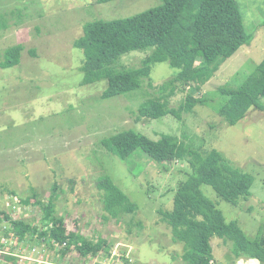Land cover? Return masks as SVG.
I'll list each match as a JSON object with an SVG mask.
<instances>
[{
    "label": "rangeland",
    "instance_id": "rangeland-1",
    "mask_svg": "<svg viewBox=\"0 0 264 264\" xmlns=\"http://www.w3.org/2000/svg\"><path fill=\"white\" fill-rule=\"evenodd\" d=\"M236 1L250 39L194 93L206 103L183 112L182 119L150 120L140 117L139 108L180 71L169 62L155 64L139 90L103 99L108 82L83 70L84 53L74 44L86 23L132 17L162 0H0V19L6 23L0 29V54L24 46L19 65L0 68V212L38 221L41 210L22 201L34 191L48 203L58 186L56 214L72 231L96 242L107 240L109 250L128 257L127 264H186L184 244L174 242L162 212L173 210L176 191L191 172L187 157L166 171L141 150L122 161L103 147L102 140L133 130L155 141L175 137L181 156L184 150L205 154L216 149L252 174L256 181L249 198L225 201L206 185L202 191L228 222L237 221L254 239L264 227V99L231 126L224 110L228 98L219 88L242 86L264 60V0ZM151 52L126 54L114 68L138 69ZM191 92H178L170 107L185 105ZM106 175L139 206L136 213L117 219L106 213L97 186ZM212 245L215 264L254 260L237 258L233 244L223 239L214 238Z\"/></svg>",
    "mask_w": 264,
    "mask_h": 264
},
{
    "label": "trees",
    "instance_id": "trees-1",
    "mask_svg": "<svg viewBox=\"0 0 264 264\" xmlns=\"http://www.w3.org/2000/svg\"><path fill=\"white\" fill-rule=\"evenodd\" d=\"M3 28L6 23L0 19V29ZM249 39L236 0H162L161 5L132 17L86 23L84 35L74 46L84 53L83 70H93L98 81L108 82L103 99L139 90L153 65L169 62L179 74L160 85L159 95L143 104L139 115L150 120L167 115L182 119L183 112L190 114L196 106L206 103L195 98L194 93L208 84L220 64L232 58ZM146 50L152 52L140 68H114L122 56ZM23 52L24 46L20 44L6 49L0 54V68L19 65ZM184 88L192 90L185 105L170 107L169 100ZM219 91L228 98L224 108L227 122L231 126L238 125L258 101L264 99V60L242 86H222ZM102 145L122 161H128L141 150L150 161L165 165L166 171L178 159H187L191 172L176 191L173 210L162 212V220L170 227L174 242L184 244L186 264H215L214 238L231 242L237 258L257 259L264 264V227L254 239L249 238L239 223L228 222L223 211L202 191V186L206 185L225 201L235 196L249 198L256 181L252 174L235 167L216 149L205 154L184 150L181 156L182 144L168 135L155 141L126 130L102 140ZM97 186L103 192L104 209L113 218L138 211L139 206L109 175L100 177ZM57 189L58 186L48 203L42 202L34 191L22 201L25 206L41 210L40 220L27 222L1 211L0 223L10 221L14 233L22 241L35 238L37 234L61 243L68 241L64 254L70 252L86 258L97 256L105 249L110 251L107 240L96 242L80 232L66 234V220L56 214ZM51 223L56 228L46 230ZM252 263L259 264L255 260Z\"/></svg>",
    "mask_w": 264,
    "mask_h": 264
},
{
    "label": "built area",
    "instance_id": "built-area-1",
    "mask_svg": "<svg viewBox=\"0 0 264 264\" xmlns=\"http://www.w3.org/2000/svg\"><path fill=\"white\" fill-rule=\"evenodd\" d=\"M48 228L54 229L56 226L51 223L45 227L46 230ZM71 233L76 231H72L66 224V234ZM68 245V241L61 243L55 239L40 238L38 234L35 238L29 237L22 241L14 233L10 221L0 223V264H127L128 257L115 250H103L97 256L86 258L75 256L79 260L74 261L70 252L64 254ZM249 262L241 260V263Z\"/></svg>",
    "mask_w": 264,
    "mask_h": 264
},
{
    "label": "bare ground",
    "instance_id": "bare-ground-1",
    "mask_svg": "<svg viewBox=\"0 0 264 264\" xmlns=\"http://www.w3.org/2000/svg\"><path fill=\"white\" fill-rule=\"evenodd\" d=\"M252 261H250L248 264H250ZM241 264H245V263H241Z\"/></svg>",
    "mask_w": 264,
    "mask_h": 264
},
{
    "label": "water",
    "instance_id": "water-1",
    "mask_svg": "<svg viewBox=\"0 0 264 264\" xmlns=\"http://www.w3.org/2000/svg\"><path fill=\"white\" fill-rule=\"evenodd\" d=\"M254 260L259 262V260H257V259H254Z\"/></svg>",
    "mask_w": 264,
    "mask_h": 264
}]
</instances>
